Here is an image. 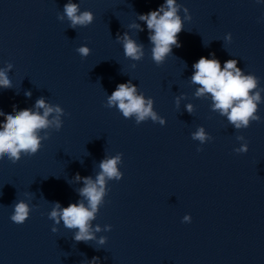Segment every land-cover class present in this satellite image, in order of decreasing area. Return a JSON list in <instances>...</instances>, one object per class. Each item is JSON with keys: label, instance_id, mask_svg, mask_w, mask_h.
<instances>
[{"label": "clouds", "instance_id": "1", "mask_svg": "<svg viewBox=\"0 0 264 264\" xmlns=\"http://www.w3.org/2000/svg\"><path fill=\"white\" fill-rule=\"evenodd\" d=\"M181 7L183 6L176 4V0H166L156 10L149 11L139 17L146 23L150 32L149 39L154 45L152 58L157 65H160L164 57L172 51L173 45L180 46L178 34L184 28L177 12ZM183 9L185 19L191 20L188 9L186 7ZM65 16L71 22L70 27L88 26L94 20L91 11L80 12L79 4L72 3L71 0L64 5L63 14L58 15V19L63 21ZM226 39L231 40V34H228ZM123 47L127 57L139 60L143 55L141 46L129 39L127 33L124 35ZM89 51L90 49L86 46L77 49L82 57H87ZM236 64L235 59H230L225 62L223 69H221L219 60L202 56L193 65L195 73L192 76V81L201 86L197 95L210 93L214 101V108L226 115L228 121L237 129L242 126L248 128L250 120L260 121L261 119L255 115L257 111L256 102L260 100V94L259 92L250 94L257 87L258 78L254 75L243 76ZM11 67L12 65L9 64L8 68L11 69ZM10 86L11 82L6 71L0 70V87L9 88ZM26 95H30V93H26ZM113 105L118 107L125 118L135 115L137 125L149 117L154 122L158 119L156 113L152 111V101L148 100L146 104L143 96L136 95V87L131 85L130 81L118 84L115 91L108 97L107 106L112 107ZM36 107L44 109L42 115L39 112H33L31 109H22L16 111L15 114H5L0 111V116L4 117L2 130H0V159L7 156L12 163H16L21 159L22 152L27 156H33L41 148L39 130L46 129L51 124H55L58 131L61 129L59 115L62 113V109L59 106L55 108L48 106L41 98L37 100ZM188 110L191 111V105L188 106ZM53 112L57 113V116L50 121L48 117ZM159 124L165 125V120L159 119ZM44 138L46 139L47 136ZM192 138L203 143L206 139L204 129L200 128L193 134ZM197 151H202V149L198 148ZM236 151L247 152L248 146L243 145ZM121 156L122 153H119L111 159L102 160L100 163L101 172L97 175L95 182L91 177H80L77 174L76 179H82L84 182V187L79 190V194L87 200V206L83 202L70 203L64 208H61L59 202L54 204L49 219L55 221L56 224L63 220L66 228L78 229L74 234V240L77 243L84 242L87 244L95 238L91 231L90 221L95 218L98 206L101 205L105 196L106 178H114L116 181L123 178V173L117 169ZM29 213V205L24 201H19L14 204V213L10 219L16 224H23L29 218ZM191 219L190 215H185L182 222L190 223ZM109 230H111V226H109ZM56 231L57 229L53 227L52 232L55 233ZM96 231H100L99 226L96 227ZM100 243H105L104 238H101ZM90 264H100V258L93 257Z\"/></svg>", "mask_w": 264, "mask_h": 264}]
</instances>
